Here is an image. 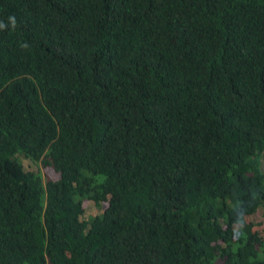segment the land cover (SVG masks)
<instances>
[{
	"label": "trees",
	"instance_id": "obj_1",
	"mask_svg": "<svg viewBox=\"0 0 264 264\" xmlns=\"http://www.w3.org/2000/svg\"><path fill=\"white\" fill-rule=\"evenodd\" d=\"M0 25V264H264V0Z\"/></svg>",
	"mask_w": 264,
	"mask_h": 264
},
{
	"label": "rangeland",
	"instance_id": "obj_2",
	"mask_svg": "<svg viewBox=\"0 0 264 264\" xmlns=\"http://www.w3.org/2000/svg\"><path fill=\"white\" fill-rule=\"evenodd\" d=\"M262 216L261 215H256L254 218H253V220L255 221V222H261L262 221Z\"/></svg>",
	"mask_w": 264,
	"mask_h": 264
},
{
	"label": "clouds",
	"instance_id": "obj_3",
	"mask_svg": "<svg viewBox=\"0 0 264 264\" xmlns=\"http://www.w3.org/2000/svg\"><path fill=\"white\" fill-rule=\"evenodd\" d=\"M9 19L11 20L12 24L15 25V23H16L15 17H10ZM0 26H3V25H0Z\"/></svg>",
	"mask_w": 264,
	"mask_h": 264
}]
</instances>
